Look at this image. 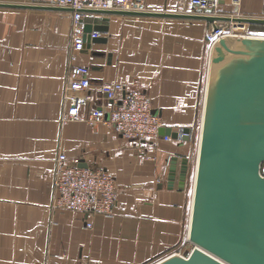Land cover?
Instances as JSON below:
<instances>
[{"label":"crops","instance_id":"obj_1","mask_svg":"<svg viewBox=\"0 0 264 264\" xmlns=\"http://www.w3.org/2000/svg\"><path fill=\"white\" fill-rule=\"evenodd\" d=\"M0 2L54 6H0V264H152L175 251L188 255L193 248L187 237L189 181L198 142L166 139L164 130L198 128L212 22L88 11L84 24L107 29L94 31L100 38L73 57L72 9L53 0ZM141 2L149 11L198 14L191 0L184 7L178 0ZM217 3L224 16L264 17V0ZM69 64L90 67L91 98L78 119L64 121ZM105 83L121 95L145 92L161 122L158 135L130 140L102 121L90 124L86 117L103 104ZM59 152L81 166L106 168L116 178L113 211L89 215L92 227L86 214L53 203ZM173 156L177 170L170 183ZM184 157L189 176L182 188Z\"/></svg>","mask_w":264,"mask_h":264},{"label":"water","instance_id":"obj_2","mask_svg":"<svg viewBox=\"0 0 264 264\" xmlns=\"http://www.w3.org/2000/svg\"><path fill=\"white\" fill-rule=\"evenodd\" d=\"M0 6L54 7L0 2ZM264 24V17L202 15L149 10H85ZM104 24L85 23V47ZM164 130L190 139V128ZM182 159L179 185L189 176ZM264 34H225L210 48L197 154L193 171L188 255L178 251L152 264H264ZM85 166V165H84ZM177 156L169 179H175Z\"/></svg>","mask_w":264,"mask_h":264},{"label":"built area","instance_id":"obj_3","mask_svg":"<svg viewBox=\"0 0 264 264\" xmlns=\"http://www.w3.org/2000/svg\"><path fill=\"white\" fill-rule=\"evenodd\" d=\"M188 0H178L180 6H185ZM198 14L220 16L217 0H191ZM53 4L72 9V49L75 52L85 48V10H145L141 0H53ZM247 23L235 20H214L208 30L206 39L210 46L225 34H261L249 30ZM92 32V36H97ZM90 67L83 64H69L66 72V88L64 100L67 108L63 114L64 121H72L80 117L81 107L91 98L88 90L91 84ZM103 104L93 108L86 120L90 124L104 122L122 136L130 140L153 138L158 135L161 125L159 117L153 112L150 97L138 89L126 90L122 95L117 87L105 83ZM183 127L179 128L182 134ZM190 128V127H189ZM200 121L196 130L190 128V139L198 142ZM170 139V135H165ZM55 206L86 214V225L92 227L89 215L99 213L110 215L118 200V188L115 176L106 168L100 166H81L69 160L64 152H59L55 158L53 177Z\"/></svg>","mask_w":264,"mask_h":264},{"label":"rangeland","instance_id":"obj_4","mask_svg":"<svg viewBox=\"0 0 264 264\" xmlns=\"http://www.w3.org/2000/svg\"><path fill=\"white\" fill-rule=\"evenodd\" d=\"M249 30L254 32V33H260V32H255V31H264V27L263 28H254V27H250L249 25ZM261 34H264V33H261ZM262 173L264 174V163L262 164ZM193 171H194V166H193ZM193 174V173H192ZM192 183H193V178H192V175L190 177V181H189V187H192Z\"/></svg>","mask_w":264,"mask_h":264},{"label":"trees","instance_id":"obj_5","mask_svg":"<svg viewBox=\"0 0 264 264\" xmlns=\"http://www.w3.org/2000/svg\"><path fill=\"white\" fill-rule=\"evenodd\" d=\"M264 26V25H263ZM250 27H254V24H250Z\"/></svg>","mask_w":264,"mask_h":264}]
</instances>
